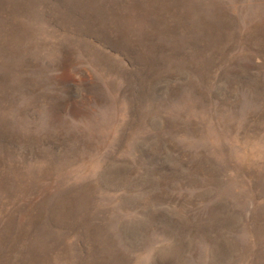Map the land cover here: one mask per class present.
Listing matches in <instances>:
<instances>
[{
    "label": "rangeland",
    "instance_id": "obj_1",
    "mask_svg": "<svg viewBox=\"0 0 264 264\" xmlns=\"http://www.w3.org/2000/svg\"><path fill=\"white\" fill-rule=\"evenodd\" d=\"M0 264H264V0H0Z\"/></svg>",
    "mask_w": 264,
    "mask_h": 264
}]
</instances>
